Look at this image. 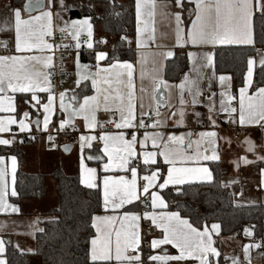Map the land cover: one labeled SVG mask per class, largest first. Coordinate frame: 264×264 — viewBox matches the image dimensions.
<instances>
[{
	"label": "crops",
	"instance_id": "obj_1",
	"mask_svg": "<svg viewBox=\"0 0 264 264\" xmlns=\"http://www.w3.org/2000/svg\"><path fill=\"white\" fill-rule=\"evenodd\" d=\"M43 1V10L48 8V0ZM121 2L131 1L134 8V34L129 40V46H131L133 51V59L130 61H119L120 63L128 62L133 65V83H134V94H135V104H136V123L138 124L140 120V113L142 111L140 105L143 103V111H149L153 109L154 112L158 111L159 116L154 114L152 120H147L146 117L145 123L150 125L154 123L157 119L160 120V125L156 128H140V129H116L114 122H119L120 116L119 113L112 111H106L104 109L103 95L104 90L108 88V85L102 82L101 77H96L98 81L97 88L100 89V92H97L96 89L92 86V75L97 72V61H96V52H106L105 46L109 43L110 38L106 36L102 30V27L97 22H94L92 18L88 15L76 17L70 16V13L74 10H81L86 7L93 9L96 16H99L103 11V4L94 3L92 0H63L65 8H60V0H53V35L60 32V28L65 26V22H70L71 20H80L84 18H91L90 23L93 26V48L89 49L87 47V32L83 31L79 37V42L81 47L76 48L77 41L72 38V35L67 37L59 36L58 41L49 42L53 45L52 51L45 50L44 52L33 51L32 55H40L42 57L52 56V65L48 68H44L43 64H36L33 67V71L50 73V80L52 83L51 94L54 96L53 100V111L51 114V122L48 125V130H44L43 119V104L48 102L47 97L49 93L47 92H38L37 97L40 101V104H36L35 101L31 99V93H8L13 96V103L16 106V112L14 113H5L0 112V118L6 116H14L17 119V124L9 125V131L0 133V138L13 140L12 145L3 146L0 145V148H15L21 150L24 160L23 164L19 166L18 158L15 154H4L0 156L8 157L15 156L17 158V172L19 167L23 171L33 174L41 173L45 174L47 177V184L52 178L50 174L56 169L63 170L66 174L77 175L80 181V160L83 156L84 164L87 168L97 169V175L99 180V192L101 195V211L94 215H105L102 204H103V185L102 179L105 173L102 171V165L108 162L107 156L101 151L103 148V143L98 139L94 140L92 148H85L83 153L80 151L79 147V137L81 135L86 136H96L97 138L101 134H111L116 135L120 132L124 134L129 133L132 135L133 131H136L138 138L142 139L144 132H160L162 134V141L160 148H153L151 141H149L144 149L140 148L139 143L135 145L136 151H156L159 153L163 149V142L167 141L168 135L184 136L183 145H173L177 154L176 167H208L210 172L211 168L209 162H217L222 166L221 174V184L228 189V192L231 193L233 197V202L236 205H257L264 203V186L261 185V170H264V127H261L259 124H245L241 125L239 123V109H240V93L239 89L243 87V84L237 89L234 88L233 77H230L228 74L217 73L214 70V63L211 66H205L207 60L205 54H212L216 46L219 45H230V44H217L215 46L206 45V46H191L180 48L175 46V13L179 12L181 14V19L183 21L182 26L185 30L190 26L191 20L194 18V3H189L188 0H182V7H177L175 0H154L156 4L155 15L151 18L149 23V30L146 32L142 39L146 41V47L137 49L136 46V15H135V0H119ZM23 4L13 5L11 0H0V28H2L5 23L7 24L8 30H0V42H7V50L0 44V55H13L15 53V32H14V18L10 13V8H20L22 11V18L28 19L29 15H38L39 11L28 13L23 11ZM68 9V10H65ZM192 10V14H190ZM59 13V16L56 15ZM258 13V12H257ZM256 14V13H255ZM155 29L154 33L152 29ZM67 32V31H66ZM68 33V32H67ZM52 35V36H53ZM50 36V37H52ZM150 36H154V40L149 39ZM49 37V38H50ZM106 41V43H101V41ZM235 45V44H232ZM98 46V49H95ZM244 46V45H241ZM68 49L66 52L61 51V49ZM176 49H183L186 52L188 60V69L183 73L182 79L179 81H170L164 77V67L165 61L171 58H166L163 54L172 51L174 54ZM93 51L94 60L93 62L87 61L84 62L81 60V51ZM192 52L196 55L192 61L188 59V53ZM264 57L263 49H259L255 56L250 57L254 60V69L259 66L260 59ZM77 60L79 61V72L81 75L89 76L87 80H81L79 86H77ZM139 61V62H138ZM111 63H105V60L100 61L99 65L101 68H106ZM87 65L85 68L84 66ZM187 74L189 81H193L192 84H186L183 92L178 87L181 82L184 80L185 75ZM247 74V69L245 75ZM244 75V77H245ZM226 76L230 79L221 84L219 77ZM163 79L166 81L168 87H162V90L165 93V102L164 106L158 107L156 103V81ZM254 79V76H253ZM126 80V77H125ZM244 83V82H243ZM264 86V85H262ZM80 87H85L89 89L87 96H98L100 101V107L96 108L93 105L92 111L88 113L89 120L91 121L93 116L95 118V127L86 128L85 122L82 115L72 116V111L62 112L60 110V96L61 92L65 93L64 103L66 105L71 104L74 109H78L79 105L83 103V96H77L76 90ZM113 87H117L114 85ZM253 87V85H252ZM250 88L247 95H252L256 88ZM189 88H191V94L189 93ZM143 89V91H142ZM121 91L124 92L125 97L127 90L121 87ZM199 92L197 96L196 93ZM221 92L226 93L225 96H221ZM114 95V93H113ZM181 95H183L184 104L181 105ZM231 95L233 99L230 102V107L235 108L236 111L229 115L221 110V100H224L225 104L228 105L229 101L227 96ZM195 96L197 103L196 105L192 104V99ZM75 97V98H73ZM28 101V103H25ZM213 107V112L209 113L208 108ZM28 111L29 116L25 120V123L29 124L30 131L20 132L18 127V121L23 117V112ZM183 111L184 116L181 120L180 112ZM176 113V115H173ZM199 113V115H196ZM209 115L212 116V120L216 122V126L213 127L212 122L208 119ZM72 117V123L76 125L75 131H68L66 125L64 130H60V123L63 119ZM232 120V125L228 121ZM39 120V128L35 121ZM234 121V122H233ZM264 123V122H262ZM240 126L242 129L239 134L241 135L240 140L234 139L233 135L236 133V127ZM193 130L198 131V135L201 132L215 131L218 135L217 146H218V155L220 159L218 161H204V160H182L181 156H191L195 157L197 151L201 153L204 152V148L207 146L211 149L210 145L200 144L199 146L196 141L200 140V137L196 141L191 140V132ZM56 131H62L61 133H56ZM138 131V132H137ZM54 132V133H53ZM48 133H53V137L60 141L58 147L49 148L46 146V137ZM27 135H33L37 142L33 145L27 144L23 139ZM131 137V136H130ZM126 138V137H125ZM128 139V138H126ZM131 139V138H130ZM250 140L255 148L253 151H248L249 144L245 141ZM22 141V142H21ZM191 142V147L189 143ZM68 146V151L64 150V146ZM208 154H211L209 151ZM98 156L99 159H88L89 156ZM240 157H245L250 163L239 162ZM159 163L158 165H149L145 166L142 163V160L137 159L133 161V166L138 167V189H140L141 182L145 183L143 177L145 175H151L152 171L159 170V179L157 183H162L163 179L167 176L169 165L163 162V158L158 155L157 157ZM239 162V163H238ZM113 176L125 175L127 179H131L130 171L127 173L116 172L109 173ZM16 179V176H15ZM213 180V179H212ZM205 183L209 181L201 180H190L182 185L191 184V183ZM211 182V181H210ZM10 189L8 196V203L13 204L19 208L18 213H13L10 209L5 211H0V240L3 241L5 252L7 246L11 245L13 248L18 251L24 252H33L34 251V235L37 230H39L40 225L39 221L45 220L48 216V210L51 207L57 205V196L52 187L51 193L49 194L52 202H44L45 195L41 199L29 200L25 199L20 201V203H14L10 200L11 188H15V184H11V177H9ZM55 185V183H54ZM83 185V184H82ZM182 185H168L166 188H177ZM16 189V188H15ZM165 189V188H164ZM47 190V189H46ZM157 191V193L163 198L167 205L165 197L162 195L161 191L163 189L154 188L150 189ZM141 196L140 200L135 201L132 205H126V208L130 211L138 213L141 216L139 221L140 231L142 236V257L145 261V264H150L147 257L151 254H163L167 252L170 255L178 254L171 245H163L160 249L153 250L150 248L151 240L154 238H162V231L157 229L152 225L150 220H144L143 214L148 213H161V212H177L171 210L168 207L166 208H156L151 207V196ZM141 205H145L144 208H141ZM109 215H122L123 212L119 213H107ZM180 214V213H179ZM181 216V214H180ZM182 219L188 218L181 216ZM191 223V221H189ZM196 227L193 223H191ZM213 224L219 225L217 222H210L204 224L202 227H196L198 230L203 231L205 227L211 230ZM252 224V223H251ZM149 230H146V226H149ZM253 226V224H252ZM220 233V228H219ZM219 233L210 232L212 239L214 241L213 247L217 249L220 253L218 257L212 258V264H232V259L236 258L239 264H264V237L256 240L247 239L242 240L241 237L237 236H222ZM92 235L91 239L95 236ZM259 244L260 247H251L249 249V259H245L244 254V245H256ZM90 249V241L88 246V252ZM5 252L0 258L6 261ZM115 264V261L112 262ZM176 264V262H172ZM180 264H198V261L188 260L180 262Z\"/></svg>",
	"mask_w": 264,
	"mask_h": 264
},
{
	"label": "snow or ice",
	"instance_id": "obj_2",
	"mask_svg": "<svg viewBox=\"0 0 264 264\" xmlns=\"http://www.w3.org/2000/svg\"><path fill=\"white\" fill-rule=\"evenodd\" d=\"M177 7H182V0H175ZM189 3H194V18L191 20L190 26L185 30L182 26L183 21L179 12L175 13V46L183 48L188 45L191 46H206L217 44H235V45H254V15L260 13L264 17V0H188ZM60 8L64 9L63 0H60ZM53 0H48L47 10H43L41 0H30L29 3L23 5V11L31 13L39 11L38 15H29L28 19L22 18V11L20 8H10V13L14 18V32H15V53L13 55H0V112L14 113L16 106L13 103V96L8 93H31L32 101L40 104L37 97L38 92L49 93L46 104H43V126L44 130H48V125L51 122V114L53 111L52 105L54 96L51 94L52 83L50 80V73H42L33 71L36 64H43L44 68L52 65V56L42 57L40 55H32L33 51L44 52L52 51L53 45L45 41V37L53 35ZM156 4L154 0H135V15H136V46L137 49L146 47V41L142 36L148 32V21L155 15ZM68 10V9H65ZM192 14V10H190ZM59 16V13H56ZM90 17L80 20H71L65 22V26L60 28L61 32L67 31L72 38L77 41L76 48L79 49L81 44L79 37L83 31L87 32V47L93 48V26L90 23ZM0 30L7 31V24L0 28ZM153 33L155 29H152ZM126 37H121L125 40ZM149 39L154 40V36ZM106 43V41H101ZM7 50V42H0ZM166 58H172L174 53L168 51L163 54ZM189 61H192L195 53L189 52ZM108 54L105 52H96L97 72L92 75V86L97 92V84L100 82L96 77H101L102 82L108 85L104 90L103 101L104 109L119 113V122H114L116 129H140V128H156L160 125V120L148 125L145 123L144 117L150 116L152 111H143V103L140 107V120L136 123V104L133 83V65L128 62L111 63L106 68H101L100 61L106 60ZM207 64L211 66L213 63L212 54H205ZM139 62V61H138ZM261 66H264V57L259 61ZM85 68L87 65L84 66ZM253 67L254 60L249 58L247 61V74L244 77L243 87L239 89L240 93V109H239V123L245 124H259L264 127V86H259L255 89L252 95H247L249 89L253 85ZM79 61L77 60V86L80 85L81 80L89 79L87 75H81L79 72ZM126 77V80H125ZM230 78L220 76L221 84L228 81ZM189 81L187 74L184 80L178 87L183 92L186 84H192ZM116 85L117 87H113ZM161 86L167 88L168 85L163 79L156 81V89ZM121 87L127 90L126 97ZM143 91V89H142ZM114 93V95H113ZM191 94V88H189ZM199 95V92L196 93ZM226 93L221 92V96ZM60 96V110L62 112L72 111V116L82 115L86 128H94L95 118L89 120L88 113L92 111L93 105L96 108L100 107L98 96H87L83 98V103L79 105L78 109H74L71 104L64 103L65 93L61 92ZM75 98V97H73ZM156 99V97H153ZM229 104L226 105L224 100H221V110L231 115L236 111L235 108L230 107V102L233 99L231 95L227 96ZM181 105L185 102L183 95H181ZM28 103V101H25ZM157 106H164L163 98L156 100ZM197 100L195 96L192 99V104L196 105ZM213 107H209V113L213 112ZM155 115L159 116L156 111ZM176 115V113H173ZM199 115V113H196ZM28 111L23 112V117L18 121L20 132L30 131L29 124L25 123L28 118ZM184 113L180 112L181 120H183ZM208 119L212 122L213 127L216 122L212 120L209 115ZM234 122V121H233ZM39 128L40 121H35ZM72 123V117L65 118L60 123V130H64L66 125ZM17 124V119L14 116H6L0 118V133L9 131V125ZM191 134H189L190 136ZM200 140L196 141L197 145L206 144L209 147L204 148V152L197 151L195 157L181 156L182 160H204V161H218L217 139L218 135L215 131L199 133ZM52 141L54 137H48ZM99 140L103 143L101 151L107 156L108 162L102 165V171L105 173L102 179L103 185V204L102 208L105 215H93L91 217V227L95 229V236L90 240V249L88 257L91 264H145L141 255L142 253V236L140 231L139 221L141 216L138 213L130 211L126 205H132L135 201L140 200L141 196H147L150 189L159 188L164 189L168 185H182L190 180L212 181L213 176L208 167H176L177 154L176 150L171 147L173 145H183L185 137L168 135L167 141L163 142V149L159 153L156 151H140L137 152L135 145L139 143L140 148L144 149L146 144L151 141L153 148H160L162 141V134L156 132H144L143 138H138L136 131L132 132L131 139H126L124 132L116 135L101 134L98 138L96 136L81 135L79 137V147L81 153L85 148H92L93 141ZM22 142V141H21ZM249 144L248 151H253L255 145L250 140L245 141ZM13 140L0 138V145L10 146ZM55 147V145H53ZM191 147V142L189 143ZM64 150L68 151V146H64ZM211 151V154H208ZM158 155L163 158V162L168 167L167 176L162 183H157L159 179V170L152 171L151 175H145L143 180L142 192L138 189V167L133 166V161L140 159L143 165H158ZM98 156H89L88 159H99ZM239 162L245 164L250 163L245 157H240ZM238 162V163H239ZM17 170V158L13 156H0V211L10 209L13 213H18L19 208L13 204L8 203L9 196V177H11V184H15V176ZM119 170L127 173L130 171L131 179H127L125 175L113 176V173ZM97 169L87 168L84 164L83 156L80 160V183L89 189L98 188ZM261 185L264 186V170H261ZM11 196L16 197L17 191L14 187L11 188ZM151 207L166 208L167 205L163 198L152 190ZM122 215H109L107 213H119ZM144 220H150L152 225L162 231V238H154L151 240L150 248L153 250L160 249L163 245H171L178 254L170 255L166 251L163 254H151L147 257L150 264H180V262L195 260L198 264H212V258L218 257L220 253L213 247V239L210 232L219 233L220 226L213 224L211 230L207 227L203 231L194 227L187 219H182L177 212H161L159 214L153 212H145L143 214ZM43 231V230H41ZM245 234L252 235V231L245 229ZM251 247H260L256 245H244L245 259L248 260L249 249ZM5 252L4 243L0 240V256ZM232 259V264H239L236 258ZM0 264H6V261L0 258Z\"/></svg>",
	"mask_w": 264,
	"mask_h": 264
},
{
	"label": "trees",
	"instance_id": "obj_3",
	"mask_svg": "<svg viewBox=\"0 0 264 264\" xmlns=\"http://www.w3.org/2000/svg\"><path fill=\"white\" fill-rule=\"evenodd\" d=\"M12 4L20 5L23 0H11ZM102 3L104 11L96 16L93 9L86 7L74 10L70 16H90L102 27L110 38L105 48L108 58L105 63L116 60L130 61L133 51L129 40L134 34V8L131 1L92 0ZM254 45H219L213 51L214 70L217 73L233 77L234 88L244 82L247 61L264 49V17L260 13L254 15ZM121 37H126L121 40ZM98 49V46L95 48ZM81 60L93 62V51H81ZM164 77L170 81H179L188 69L186 52L176 49L174 56L165 61ZM253 87L264 85V66H257L253 73ZM89 89L80 87L77 96L87 94ZM0 154H15L19 166L23 164L21 150L0 148ZM213 180L205 183H191L177 188H165L161 191L167 201V207L179 211L196 227L206 223L217 222L220 226L219 235L243 237L245 224H253L256 240L264 237V203L257 205H236L228 189L221 184L222 166L217 162H209ZM46 175L27 173L19 167L15 179L16 197H10L14 203L44 197L47 182ZM55 182L54 191L57 205L49 208L45 220L39 221L40 228L34 235V251H18L11 245L7 246L6 264H91L88 257V246L94 229L91 217L101 211V195L98 188L89 189L82 185L77 175L66 174L56 169L50 174ZM43 230V231H41Z\"/></svg>",
	"mask_w": 264,
	"mask_h": 264
},
{
	"label": "built area",
	"instance_id": "obj_4",
	"mask_svg": "<svg viewBox=\"0 0 264 264\" xmlns=\"http://www.w3.org/2000/svg\"><path fill=\"white\" fill-rule=\"evenodd\" d=\"M63 36V37H67L68 36V33L65 31V32H58V34H55V35H53L52 37H46V40L47 41H49V42H54V41H58V37L59 36ZM68 49L66 48V49H61V51H67ZM263 51H264V49H263ZM151 111H152V113L153 114H151L150 116H146V119L147 120H152L153 118H154V114H155V112H154V110L153 109H150ZM149 110V111H150ZM228 123L230 124V125H232V120H230L229 119V121H228ZM75 129H76V125H74V124H69L68 125V127H67V130L68 131H75ZM242 129V127H240V126H237L236 127V133H234V135H233V137H234V139H236V140H240V138H241V135L239 134V132H240V130ZM62 131H56V133H61ZM138 132V131H137ZM54 133V132H53ZM53 133H48V135H47V137H46V146L47 147H49V148H54L53 147V145H55V147H58L59 145H60V141L58 140V139H53L52 141H49V139H48V137L51 135L52 137H53ZM131 134H129V133H126L125 134V137L126 138H128V139H130L131 137ZM191 140L192 141H196V140H198L199 139V135H198V131L197 130H193L192 132H191ZM27 144H30V145H33L34 143H36L37 142V140H36V138L32 135H27V136H25L24 137V139H23ZM143 182H141V184H140V189L142 190L143 189ZM145 207V205H141V208H144ZM149 228H150V225L149 226H146V230H149Z\"/></svg>",
	"mask_w": 264,
	"mask_h": 264
},
{
	"label": "rangeland",
	"instance_id": "obj_5",
	"mask_svg": "<svg viewBox=\"0 0 264 264\" xmlns=\"http://www.w3.org/2000/svg\"><path fill=\"white\" fill-rule=\"evenodd\" d=\"M51 178V177H50ZM46 180H47V178H46ZM54 181H53V179L52 180H50L49 181V183L47 184V190H46V198L44 199L45 201L44 202H52V199L50 198V196H49V194L51 193V190H52V187H54ZM249 229L250 231H252V235L251 236H248V235H246L245 234V229ZM242 234H243V238H242V240H247V239H253L254 238V234H253V226H252V224L251 223H249V224H245L244 226H243V229H242Z\"/></svg>",
	"mask_w": 264,
	"mask_h": 264
},
{
	"label": "water",
	"instance_id": "obj_6",
	"mask_svg": "<svg viewBox=\"0 0 264 264\" xmlns=\"http://www.w3.org/2000/svg\"><path fill=\"white\" fill-rule=\"evenodd\" d=\"M30 2V0H24V4H26V3H29ZM41 3H42V5H43V1L41 0ZM23 4V5H24ZM33 12H35V11H33ZM32 13V12H31ZM156 100L157 99H159L160 97H162L163 98V101L165 102V93H164V91L162 90V87H160L158 90L156 89Z\"/></svg>",
	"mask_w": 264,
	"mask_h": 264
}]
</instances>
